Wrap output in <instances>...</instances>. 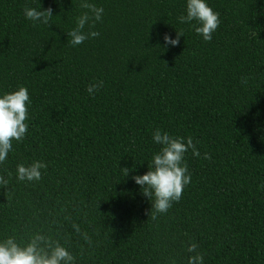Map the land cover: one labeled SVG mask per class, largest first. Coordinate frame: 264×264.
Returning a JSON list of instances; mask_svg holds the SVG:
<instances>
[{
    "label": "trees",
    "instance_id": "obj_1",
    "mask_svg": "<svg viewBox=\"0 0 264 264\" xmlns=\"http://www.w3.org/2000/svg\"><path fill=\"white\" fill-rule=\"evenodd\" d=\"M88 2L104 13L84 31L100 35L71 46L81 0H0V96L23 86L31 100L27 134L0 164V241L41 232L75 264H188L191 243L203 264H264V0H207L211 41L179 22L187 0ZM25 6L54 15L34 23ZM157 129L191 136L201 156L185 154L191 183L152 220L132 178L160 151ZM35 161L42 178L19 181Z\"/></svg>",
    "mask_w": 264,
    "mask_h": 264
},
{
    "label": "clouds",
    "instance_id": "obj_2",
    "mask_svg": "<svg viewBox=\"0 0 264 264\" xmlns=\"http://www.w3.org/2000/svg\"><path fill=\"white\" fill-rule=\"evenodd\" d=\"M80 7L87 11L82 12L76 18V27L67 32L68 43L78 46L89 38L100 35L98 31L85 32L87 26L94 28L97 21H101L104 13L103 7H97L88 0H81ZM186 15L178 17L181 23L197 21L195 32L205 41L212 40V34L217 30L220 20L219 13L215 12L207 3V0H187ZM24 15L27 19L42 24H49L53 14L51 7L38 10L25 6ZM91 22V23H90ZM183 31H177L175 39L165 34L166 45L176 46ZM246 83V79L242 81ZM103 87V81H97L87 87L89 95L94 96ZM31 103L30 95L26 87L21 86L18 90L0 96V164L6 161L8 154L13 150V141H22L28 131L26 120L28 119V105ZM153 140L160 145V151L152 157L148 164L149 171L143 175H135L132 179L141 187L142 195L152 202L150 218L156 220L158 214L167 213L173 202H179L182 198L186 185L191 183V174L185 162V154L191 150L192 154L200 157L191 136L176 138L159 129L154 131ZM203 159H211L209 153L203 154ZM47 168V164L35 161L31 165L19 164L16 169L19 181H39L42 178L41 169ZM125 176L129 174V168H123ZM11 176V173H9ZM9 181L0 176V186L7 187ZM69 219V217H66ZM78 235L91 245L92 240L87 232H81L78 224H73ZM198 245L191 243L187 251L194 253L188 259V264H203L204 257L197 252ZM0 264H75L74 255L63 246L59 240H53L51 236L41 232L32 234L27 243L21 245L15 237L0 241Z\"/></svg>",
    "mask_w": 264,
    "mask_h": 264
}]
</instances>
